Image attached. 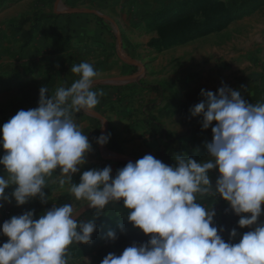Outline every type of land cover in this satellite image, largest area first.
I'll return each instance as SVG.
<instances>
[{
	"label": "rangeland",
	"instance_id": "rangeland-1",
	"mask_svg": "<svg viewBox=\"0 0 264 264\" xmlns=\"http://www.w3.org/2000/svg\"><path fill=\"white\" fill-rule=\"evenodd\" d=\"M111 1L0 0V119L7 122L20 110L38 107L42 86L49 95L68 87V76L77 75L71 67L91 64L84 58V48L92 45L87 39L95 27H104L99 33L106 46L103 87H116L108 97L111 107L103 108L100 102L91 112L74 114L75 123L84 116L89 119L84 121L89 139L110 133L113 150L130 141L124 133L138 137L134 158L116 157L117 171L146 154L170 166H176L177 155L197 162L209 159L207 144L215 122L203 129L202 114L193 116L191 109L203 101L202 89L215 94L228 86L242 97L244 85L264 76V0ZM80 27L90 32L80 34ZM263 94L253 102H264ZM107 116L118 122L109 131ZM95 148L97 155L106 154L104 146L101 152ZM208 175L214 187L217 169ZM197 202L215 211L213 225L225 242L238 243L256 227L241 228L240 216L218 194L198 196ZM87 203L73 204L74 218L94 219L96 230L90 243L69 246V264H101L109 253L119 256L151 238L127 221L123 200L102 211ZM261 210L264 213V204ZM261 222L264 214L258 217L257 224ZM233 229L237 235L230 237ZM109 231L116 233L115 240L107 238Z\"/></svg>",
	"mask_w": 264,
	"mask_h": 264
},
{
	"label": "clouds",
	"instance_id": "clouds-1",
	"mask_svg": "<svg viewBox=\"0 0 264 264\" xmlns=\"http://www.w3.org/2000/svg\"><path fill=\"white\" fill-rule=\"evenodd\" d=\"M79 78L69 87L60 86L49 95L39 89L38 107L18 111L0 127V157L7 176H0V201L8 202L5 189L17 206L39 196L47 180L60 169L53 183L69 186L76 200L102 211L109 203L123 200L127 221L144 234L146 244H133L117 256L106 255L101 264H264V222L257 224L264 204V102L247 103L239 90L221 86L216 93L201 90L203 101L191 109L202 114V128H211L207 144L209 159L203 162L177 155L170 166L146 154L128 162L113 178L111 167L90 169L72 183V175L86 163L91 151L88 136L74 121V114L91 112L103 91L93 90L99 73L87 63L71 67ZM47 94V95H46ZM110 133L96 139L103 146ZM217 169L215 186L208 175ZM218 194L238 216L244 233L238 243L225 242L213 225L215 211L197 202V197ZM72 204L53 206L33 218V211L13 216L0 225L8 240L0 246V264H69V246L88 244L96 230L94 219L79 222ZM242 214H250L245 216ZM99 216V215H97ZM223 231V229H220ZM237 235L236 230L230 237ZM109 240L117 238L114 231Z\"/></svg>",
	"mask_w": 264,
	"mask_h": 264
},
{
	"label": "crops",
	"instance_id": "crops-1",
	"mask_svg": "<svg viewBox=\"0 0 264 264\" xmlns=\"http://www.w3.org/2000/svg\"><path fill=\"white\" fill-rule=\"evenodd\" d=\"M114 0L111 2L113 3ZM117 2L124 1V0H116ZM121 9H117V13H119ZM119 17H117L118 19ZM106 28H100L95 27V33H93V37L90 35L88 37V42L92 43L90 48H84V50L88 51L86 53L87 60L90 61L91 64H94L95 68L97 69L99 75L96 78V82L93 85V90L100 92L103 91L105 93L104 96L99 97V103H102L103 108L110 109L111 106H108L110 94L116 90V87H103L105 83V79H107V72H106V63H105V43L102 35H100V31H104ZM80 34H87L88 31L85 27L79 28ZM85 39V38H84ZM88 43V45H89ZM92 51V52H91ZM94 59V60H91ZM87 62V61H86ZM79 78V76L75 75L72 77L67 78V82H69V86ZM100 82H104L101 84H98ZM68 86V87H69ZM264 93V76H260L257 80H254L253 82L247 83L242 87V98L246 100L249 104H255L253 101H257L262 98V92ZM264 95V94H263ZM104 99L106 103L102 100ZM97 107V106H96ZM98 108V107H97ZM84 113V110L81 111ZM84 120H81L80 123L77 125L80 127L83 134H86L87 126L85 125L84 121L89 122V119L84 116ZM107 122H108V129L109 131L110 127L116 126L118 124L117 120L114 122V119L112 116H107ZM6 123L4 120L0 119V127L3 126V124ZM188 128V127H187ZM186 128V130H187ZM88 130V129H87ZM94 129H92L91 132H93ZM128 140L130 141H124L123 143H118L114 145L113 147L116 148V150H113L112 146H109L110 142H114V138L112 137L111 140H108L106 144H104V148L106 150V154H102L101 156L96 154V148L97 147L100 152L102 150L101 145L97 144L96 140L93 138H88L89 142L91 144V151L86 155V163L79 168V171L72 175L71 182L72 183H79L80 182V176L84 171L90 170V169H100L102 170L106 166H110L111 176L114 178L117 172V168L115 166V163L118 162V158L120 156H128L134 158L133 151L136 150L135 146L138 143V137L132 133H124ZM116 136V135H115ZM126 142V143H125ZM118 147V149H117ZM112 153H115L112 155ZM4 155V154H3ZM2 155V149H0V157ZM116 157H118L116 159ZM119 167V166H118ZM119 170V168H118ZM60 174V169L57 168L54 170V174L51 178H48L47 180V188L43 189L42 191L45 193L46 196H48V202L42 203L39 196L30 198L24 205L17 206L15 203L14 198H12L11 193L15 189V185H10L8 188L5 189V194L8 196L9 200L8 202L0 201V225H2L5 221L9 220L13 216H19L21 214H24L27 211H33V218H38L41 214L46 212L47 210H50L53 206L60 207L65 204H76V202H81V200H76L75 197L72 195V193L69 191V186L65 185L64 188H59L58 184L53 183V181L56 179V175ZM0 176H7L6 170L4 169L3 165H0ZM52 203V204H51ZM8 238L0 233V246H2L3 243L7 242Z\"/></svg>",
	"mask_w": 264,
	"mask_h": 264
}]
</instances>
